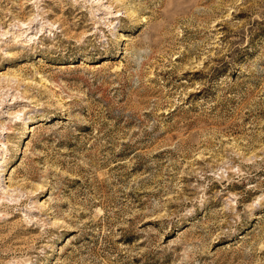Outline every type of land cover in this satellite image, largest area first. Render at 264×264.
<instances>
[{
    "label": "rangeland",
    "instance_id": "rangeland-1",
    "mask_svg": "<svg viewBox=\"0 0 264 264\" xmlns=\"http://www.w3.org/2000/svg\"><path fill=\"white\" fill-rule=\"evenodd\" d=\"M0 264H264V0H0Z\"/></svg>",
    "mask_w": 264,
    "mask_h": 264
}]
</instances>
